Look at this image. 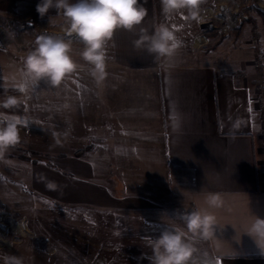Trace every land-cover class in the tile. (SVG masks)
<instances>
[{"label": "crops", "instance_id": "1", "mask_svg": "<svg viewBox=\"0 0 264 264\" xmlns=\"http://www.w3.org/2000/svg\"><path fill=\"white\" fill-rule=\"evenodd\" d=\"M139 3L147 16L133 31H115L104 79L88 71L77 85L68 81L65 116L71 139L63 149L44 150L51 154L32 157L36 161L19 152L0 154V204L25 213L42 199L93 210V216L74 218L85 231L94 218L103 220L104 236L94 233L96 252L104 253L108 244L115 260L127 253L129 264H150L148 241L164 227L184 228L180 215L203 207L208 192H219L223 205L210 210L217 217L215 235L189 237L192 260L264 264V255L245 234L254 216L264 218L263 117L253 67L262 50L264 69V36L254 30L229 49L224 43L202 48L204 37L212 38L203 29L208 1L200 5L199 21L189 19L186 10L166 18L160 0ZM161 24L180 41L172 56L156 59L133 48L140 28L151 34ZM23 246L37 252L31 264L40 257V264H82L77 256L48 263L56 253L48 244Z\"/></svg>", "mask_w": 264, "mask_h": 264}, {"label": "rangeland", "instance_id": "2", "mask_svg": "<svg viewBox=\"0 0 264 264\" xmlns=\"http://www.w3.org/2000/svg\"><path fill=\"white\" fill-rule=\"evenodd\" d=\"M206 1H208V9H205L207 17L204 19L203 29L210 30L212 38L208 37L209 40L206 41L207 38L204 37L202 48H216L224 43L229 49L237 43L241 34L251 35L254 30L258 32V36H264V27L254 10H251L249 15L255 17L257 28L254 29V23L246 20L248 19L246 7L254 2L259 8L264 9V0ZM37 3L39 0H17L13 11L0 10V88H3L0 91V100L7 96H15L26 104L23 113H6L0 109V113L15 116L20 121V142L7 151L27 154L30 158H43V154H51L44 150L53 151L57 148L59 151L63 149L67 140L71 139L70 130H66L67 84L72 79L73 84L77 85L81 82L82 73L87 74L90 71V66L80 56L84 46L73 36L70 55L80 67L69 74L57 87H52L41 80L38 85L29 87L27 91L21 90L19 85L24 58L34 49L36 38L45 33L68 38L67 24L63 15L51 9L48 14L41 17L36 11ZM253 41L255 43L256 38ZM253 67L257 78L260 69L264 74L262 66L260 69L254 65ZM30 146L40 150L33 151L32 148L29 149ZM91 211L93 210L68 209L63 204L46 203L42 199L37 204V208L25 213L12 212L7 210L5 204H0V257L15 255L23 259V264H31L29 260H32L33 256L37 259L35 256L37 252L32 253L23 245L41 243L42 247L48 244L49 249L53 246L56 249V253L49 258L48 263L77 256V260L82 264H87L86 260L92 261V264H129L127 259L130 256L127 253H121L122 259L117 257L115 260V251L107 250L108 244L105 245L104 253L96 252L98 243L97 235L94 233L101 232V236H104L105 230L101 227L103 220L98 222L97 218H94L90 221L94 224V228H87L85 231L81 228L82 222L77 223L74 218L77 213L93 216ZM73 224L78 226V229L73 228L75 227ZM47 237L48 242L45 241ZM189 237L194 239L193 236L189 235ZM104 254L105 257L102 258ZM40 259L41 257L36 264H40ZM69 260H66V263ZM0 264H3L2 259Z\"/></svg>", "mask_w": 264, "mask_h": 264}, {"label": "clouds", "instance_id": "3", "mask_svg": "<svg viewBox=\"0 0 264 264\" xmlns=\"http://www.w3.org/2000/svg\"><path fill=\"white\" fill-rule=\"evenodd\" d=\"M203 2L160 0L161 12L169 18L186 10L189 19L199 21L200 5ZM51 9L63 15L68 38L46 33L36 38L34 49L24 58L19 85L21 90L27 91L41 80L57 87L80 67L70 55L73 36L84 46L80 56L90 66V74L98 81L103 80L106 75L108 42L115 31H133L147 16V10L139 0H39L36 5V11L41 17ZM132 43L135 50L146 51L159 59L172 56L180 41L169 26L161 24L151 34L147 29L140 28L138 38ZM20 102L15 96H7L0 100V107L12 108ZM20 139L19 119L0 113V154L18 144ZM203 204V207L180 215L184 228L164 227L158 237L148 241L152 249L150 264H196L192 260L194 248L189 234L202 239L215 235L218 222L210 210L223 205L222 193L208 192ZM245 234L255 241L261 255H264V218L254 216ZM0 259L3 264H23V259L15 255H3ZM205 264H211V261Z\"/></svg>", "mask_w": 264, "mask_h": 264}, {"label": "trees", "instance_id": "4", "mask_svg": "<svg viewBox=\"0 0 264 264\" xmlns=\"http://www.w3.org/2000/svg\"><path fill=\"white\" fill-rule=\"evenodd\" d=\"M16 1L17 0H0V10H2V11H13L14 7L16 5ZM246 9L248 10V19H246V20L254 23L255 27L253 25V28L254 29L257 28V24L255 21V17H253V15H249V12L251 10H254L257 13V15L260 18L261 23L264 27V9L259 8L256 4H254V2L251 3V5H249V7H246ZM237 32H239V29H237ZM256 33L258 34L257 31H256ZM2 90H3V88H0V91H2ZM0 109L6 113H23L26 110V104L24 102H20L17 106H14L12 108L0 107ZM77 154H80V151H78ZM20 157L25 158V159H31L33 161L37 160L36 158H30L27 154H21Z\"/></svg>", "mask_w": 264, "mask_h": 264}, {"label": "built area", "instance_id": "5", "mask_svg": "<svg viewBox=\"0 0 264 264\" xmlns=\"http://www.w3.org/2000/svg\"><path fill=\"white\" fill-rule=\"evenodd\" d=\"M262 61H263V52L262 50H258L253 60V65L257 69H260L262 66ZM257 79L258 80L256 83L255 100L257 106L262 112V117H263L262 133L264 137V74L262 73L261 69L259 70V77Z\"/></svg>", "mask_w": 264, "mask_h": 264}, {"label": "snow or ice", "instance_id": "6", "mask_svg": "<svg viewBox=\"0 0 264 264\" xmlns=\"http://www.w3.org/2000/svg\"><path fill=\"white\" fill-rule=\"evenodd\" d=\"M174 47H175V45H174Z\"/></svg>", "mask_w": 264, "mask_h": 264}, {"label": "water", "instance_id": "7", "mask_svg": "<svg viewBox=\"0 0 264 264\" xmlns=\"http://www.w3.org/2000/svg\"><path fill=\"white\" fill-rule=\"evenodd\" d=\"M247 18V17H246Z\"/></svg>", "mask_w": 264, "mask_h": 264}]
</instances>
